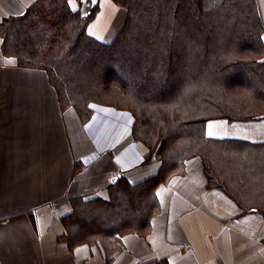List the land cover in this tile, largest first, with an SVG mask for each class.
I'll list each match as a JSON object with an SVG mask.
<instances>
[{
    "label": "trees",
    "instance_id": "trees-1",
    "mask_svg": "<svg viewBox=\"0 0 264 264\" xmlns=\"http://www.w3.org/2000/svg\"><path fill=\"white\" fill-rule=\"evenodd\" d=\"M69 1L35 0L23 14L1 19L2 52L44 69L60 104L72 105L83 121L93 102L130 110L131 133L148 148L144 161L157 158L160 167L138 183L119 177L108 200L74 199L61 239L68 246L109 244L139 231L156 202L154 187L192 156L209 188L242 212L264 216V142L213 139L201 127L214 117L264 115V27L256 1L113 0L127 15L109 41L87 31L97 1L86 0L83 9Z\"/></svg>",
    "mask_w": 264,
    "mask_h": 264
},
{
    "label": "crops",
    "instance_id": "crops-1",
    "mask_svg": "<svg viewBox=\"0 0 264 264\" xmlns=\"http://www.w3.org/2000/svg\"><path fill=\"white\" fill-rule=\"evenodd\" d=\"M34 1L0 0V20ZM96 1L87 31L109 41L127 10ZM255 1L264 24V0ZM88 3L69 1L75 9ZM91 107L83 121L73 106L60 104L44 69L18 65L0 47V264H264V216L242 212L229 195L209 188L196 156L154 187L156 202L139 231H124L118 242L110 238L114 243L68 246L62 217L74 199L108 200L119 177L138 183L160 167L157 158L144 161L148 148L131 133L130 110L101 101ZM201 127L213 139L264 142V115L214 117ZM115 242L121 246L111 248Z\"/></svg>",
    "mask_w": 264,
    "mask_h": 264
},
{
    "label": "rangeland",
    "instance_id": "rangeland-1",
    "mask_svg": "<svg viewBox=\"0 0 264 264\" xmlns=\"http://www.w3.org/2000/svg\"><path fill=\"white\" fill-rule=\"evenodd\" d=\"M93 2H94V0H92V3H93ZM263 18H264V17H263ZM0 24H4V23L2 22V20H0ZM6 25H7L6 23L3 25L4 27L0 25V41L2 40L3 31H4ZM262 27H264V24H263ZM228 91H229L228 94L231 95L232 92L230 91V89H228ZM71 106H72V105H71ZM164 108L167 109L168 107H167V106H166V107L164 106ZM129 112H130V111H129ZM132 116H133V115H132ZM232 121H233V120H232ZM235 121H243V120H235Z\"/></svg>",
    "mask_w": 264,
    "mask_h": 264
},
{
    "label": "water",
    "instance_id": "water-1",
    "mask_svg": "<svg viewBox=\"0 0 264 264\" xmlns=\"http://www.w3.org/2000/svg\"><path fill=\"white\" fill-rule=\"evenodd\" d=\"M118 177V176H117ZM117 177L115 176L111 181H114L115 179H117Z\"/></svg>",
    "mask_w": 264,
    "mask_h": 264
},
{
    "label": "snow or ice",
    "instance_id": "snow-or-ice-1",
    "mask_svg": "<svg viewBox=\"0 0 264 264\" xmlns=\"http://www.w3.org/2000/svg\"><path fill=\"white\" fill-rule=\"evenodd\" d=\"M70 2H71V0H70Z\"/></svg>",
    "mask_w": 264,
    "mask_h": 264
}]
</instances>
